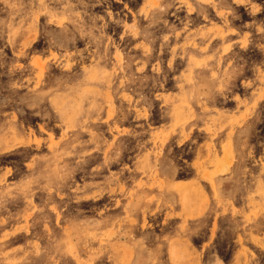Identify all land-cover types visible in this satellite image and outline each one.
Returning a JSON list of instances; mask_svg holds the SVG:
<instances>
[{
  "label": "rangeland",
  "instance_id": "1",
  "mask_svg": "<svg viewBox=\"0 0 264 264\" xmlns=\"http://www.w3.org/2000/svg\"><path fill=\"white\" fill-rule=\"evenodd\" d=\"M0 264H264V0H0Z\"/></svg>",
  "mask_w": 264,
  "mask_h": 264
},
{
  "label": "bare ground",
  "instance_id": "2",
  "mask_svg": "<svg viewBox=\"0 0 264 264\" xmlns=\"http://www.w3.org/2000/svg\"><path fill=\"white\" fill-rule=\"evenodd\" d=\"M68 109V108H67Z\"/></svg>",
  "mask_w": 264,
  "mask_h": 264
}]
</instances>
